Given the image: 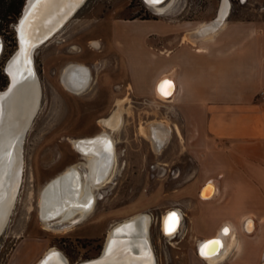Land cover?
<instances>
[{
  "label": "rangeland",
  "instance_id": "374dc122",
  "mask_svg": "<svg viewBox=\"0 0 264 264\" xmlns=\"http://www.w3.org/2000/svg\"><path fill=\"white\" fill-rule=\"evenodd\" d=\"M8 1L0 0V8ZM230 1L229 14L243 16L255 12L262 0ZM24 2L16 14H0V90L9 83L5 63L17 48L15 24ZM220 2L176 0L157 14L145 0H85L58 33L35 50L40 103L23 139V177L0 234V264H35L49 247L58 248L72 264L94 258L111 225L140 212L153 218L149 236L156 264H193L198 255L188 217L192 199L202 197V191L210 194L209 187L203 189L199 184L201 175L220 169L209 151L220 155L218 161H225L230 142L211 138L208 147L201 137L182 135L178 116L169 111L165 99L137 97L128 84L143 82L163 65L161 38L145 41V29L158 28L154 20L210 18ZM73 62L85 64L91 73L89 86L80 93L71 92L61 81L65 66ZM118 100H123L125 108L120 128L106 129L115 141V163L107 181L95 188L97 198L91 211L65 230L68 219L53 220L52 227L46 228L39 210L42 186L72 164L85 171V158L70 140L102 131L99 119L107 118ZM160 120L167 136L156 146L152 136L139 133V125L143 123L149 133L148 124ZM202 161L207 164L204 169L199 168ZM226 192L222 189L214 199L200 202L192 218L196 232L212 229L226 213L221 205ZM173 208L183 212V219L177 234L167 238L159 221L161 214Z\"/></svg>",
  "mask_w": 264,
  "mask_h": 264
},
{
  "label": "crops",
  "instance_id": "0c3cea01",
  "mask_svg": "<svg viewBox=\"0 0 264 264\" xmlns=\"http://www.w3.org/2000/svg\"><path fill=\"white\" fill-rule=\"evenodd\" d=\"M259 4L255 12L243 16H232L227 8L219 20L216 15L197 21L154 20L158 28L145 29V41L161 38L163 65L143 82L128 84L137 97L158 99L171 84L170 97L161 95L169 111L177 114L182 135L201 137L208 147L211 138L229 140L225 161L209 151L220 169L199 179L201 187L212 182L215 194L207 199L197 195L188 214L197 241L216 235L224 224L232 228L233 244L219 264H264V0ZM204 22L214 25L201 32ZM200 165L207 167L205 161ZM222 189L227 191L221 204L226 213L212 229L196 232L192 218L200 202L214 199ZM247 218L253 220L248 232L243 226ZM204 261L197 257L193 264Z\"/></svg>",
  "mask_w": 264,
  "mask_h": 264
},
{
  "label": "bare ground",
  "instance_id": "6f19581e",
  "mask_svg": "<svg viewBox=\"0 0 264 264\" xmlns=\"http://www.w3.org/2000/svg\"><path fill=\"white\" fill-rule=\"evenodd\" d=\"M84 1L27 0L15 24L18 44L14 54L5 63L9 83L5 89L0 90V234L18 196L24 167L23 139L40 103L41 86L35 66L34 52L41 44L58 33ZM146 1L149 3L148 0ZM162 1L156 0L150 5L157 14L164 13L176 0L159 4ZM227 8L228 3L222 0L221 9H219L220 17L225 16ZM209 25H214V22L210 24L204 22L200 24L199 29L205 32L211 27ZM53 30L55 32L48 39L39 42ZM163 80L169 79L163 78ZM61 81L71 92L80 93L90 84V69L81 63L67 64ZM171 90L172 86L169 84L167 89L162 90L161 93L169 94L170 97ZM161 93L158 96L163 100L165 98ZM124 109L123 100H118L117 106L113 108L108 117L99 119L104 127L102 131L92 137L70 140L73 147L85 158V171L81 172L78 164H72L43 189L40 196V217L46 228L52 227L50 222L53 220L68 219V225L63 228L65 230L71 224L84 219L91 211L97 198L94 190L107 181L115 163V141L106 129L114 131L120 128ZM163 123L160 120L148 124L149 133L148 130L146 132V126L141 123L139 133L152 136L156 146H161L167 136ZM208 187L209 195L204 191L201 193L204 198L215 194L216 188L212 182H207L202 188ZM173 213L175 219L170 220L169 217ZM182 219L183 212L178 208L168 209L163 213L159 221L163 235L173 238L180 229ZM151 222L152 216L147 212H140L115 222L107 232L102 254L97 256L98 258L85 259L74 264H153L156 260L154 252L153 257L149 255L150 260L145 259L149 247L152 249L149 236ZM244 225L252 229L253 220L245 219ZM233 233L232 228L224 224L216 235L198 241L197 253L206 260L205 264H219L233 244L235 237ZM35 264L72 263L58 248L49 247Z\"/></svg>",
  "mask_w": 264,
  "mask_h": 264
},
{
  "label": "water",
  "instance_id": "95a60500",
  "mask_svg": "<svg viewBox=\"0 0 264 264\" xmlns=\"http://www.w3.org/2000/svg\"><path fill=\"white\" fill-rule=\"evenodd\" d=\"M27 2V0H25V2H24V5H25V3ZM24 5H23V9H24ZM23 9H22V11H21V13H20V15L22 14V12H23ZM221 17L220 16H217L216 17V20H219ZM55 30V29H54ZM51 31L49 34H47V35H45L43 38H41L40 40H39V42H43V41H45L46 39H48L49 37H50V35L53 33V32H55V31ZM2 47H3V44H2V41H1V38H0V51L2 50ZM62 173H58V174H56L55 176H53V177H51L43 186H42V188H41V190H40V196H41V193H42V191H43V189L49 184V183H51L52 181H54L56 178H58L60 175H61ZM39 210H40V204H39ZM244 230L245 231H251L252 229H248L247 227H246V225H244ZM199 250H200V247H199ZM102 251V250H101ZM200 252V251H199ZM102 252H100L99 254H101ZM203 256V255H202ZM45 258H46V256H44Z\"/></svg>",
  "mask_w": 264,
  "mask_h": 264
},
{
  "label": "trees",
  "instance_id": "16d2710c",
  "mask_svg": "<svg viewBox=\"0 0 264 264\" xmlns=\"http://www.w3.org/2000/svg\"><path fill=\"white\" fill-rule=\"evenodd\" d=\"M22 0H9L6 4H3L0 8V14L6 16L8 14H16L19 11V6Z\"/></svg>",
  "mask_w": 264,
  "mask_h": 264
},
{
  "label": "flooded vegetation",
  "instance_id": "af4514ba",
  "mask_svg": "<svg viewBox=\"0 0 264 264\" xmlns=\"http://www.w3.org/2000/svg\"><path fill=\"white\" fill-rule=\"evenodd\" d=\"M146 1V0H145ZM149 1V3L146 1V3L148 4V5H151V4H154V1H156V0H148ZM170 0H163L161 3H159V4H163V3H167V2H169ZM226 2L228 3V12H229V9H230V4H231V1L230 0H226ZM221 3V2H220ZM152 8V7H151ZM219 8V7H218ZM227 12V13H228ZM226 16H227V14H226ZM1 52H2V50H1ZM1 52H0V54H1ZM6 72V71H5ZM5 89V88H4ZM2 90V89H1ZM165 211V210H164ZM163 211V212H164ZM150 214V213H149ZM162 215V214H161ZM152 216V215H151ZM161 217V216H160ZM153 219V218H152ZM151 225V224H150ZM196 239V238H195ZM197 240V239H196ZM151 242V241H150ZM104 243H105V241H104ZM197 243H198V241H196V254L198 255V253H197ZM152 245V244H151ZM103 247H104V244H103ZM103 247H102V250H103ZM153 249V248H152ZM152 249L149 247V252H147V254H146V257H145V259L146 260H150V256H154V254H153V252L154 251H152ZM150 251H152V253L150 252ZM102 252V251H101ZM102 254V253H101ZM101 254H98V256H100ZM150 255V256H149ZM97 257V256H96ZM96 257H94V258H90V259H86V260H91V259H95ZM198 257H200V258H202L201 256H199L198 255ZM144 258V257H143ZM155 260V259H154ZM202 260L204 261V259L202 258ZM204 262H206V261H204ZM147 264H151V263H147ZM153 264H156V260L154 261V263Z\"/></svg>",
  "mask_w": 264,
  "mask_h": 264
},
{
  "label": "snow or ice",
  "instance_id": "6c2138e0",
  "mask_svg": "<svg viewBox=\"0 0 264 264\" xmlns=\"http://www.w3.org/2000/svg\"><path fill=\"white\" fill-rule=\"evenodd\" d=\"M165 83H169V82H165ZM170 220H174L175 219V214L173 213L170 217ZM169 231H171V227H169ZM227 232V230L225 229V233ZM212 243H218V242H212Z\"/></svg>",
  "mask_w": 264,
  "mask_h": 264
},
{
  "label": "built area",
  "instance_id": "2783aa9c",
  "mask_svg": "<svg viewBox=\"0 0 264 264\" xmlns=\"http://www.w3.org/2000/svg\"><path fill=\"white\" fill-rule=\"evenodd\" d=\"M261 94H264V86L261 89ZM248 232V231H247Z\"/></svg>",
  "mask_w": 264,
  "mask_h": 264
}]
</instances>
